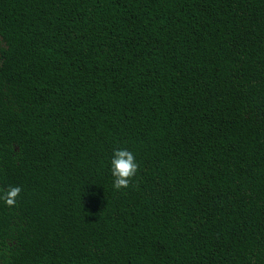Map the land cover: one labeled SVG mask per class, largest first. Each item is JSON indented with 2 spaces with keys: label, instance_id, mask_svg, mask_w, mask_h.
Here are the masks:
<instances>
[{
  "label": "trees",
  "instance_id": "1",
  "mask_svg": "<svg viewBox=\"0 0 264 264\" xmlns=\"http://www.w3.org/2000/svg\"><path fill=\"white\" fill-rule=\"evenodd\" d=\"M0 43V264H264V0H0Z\"/></svg>",
  "mask_w": 264,
  "mask_h": 264
},
{
  "label": "clouds",
  "instance_id": "2",
  "mask_svg": "<svg viewBox=\"0 0 264 264\" xmlns=\"http://www.w3.org/2000/svg\"><path fill=\"white\" fill-rule=\"evenodd\" d=\"M138 168L139 165L131 151L127 149L114 150L111 159V172L115 177L114 188L117 190L128 188ZM20 192V186L10 185L6 189H0V200H3L7 206L12 207L16 204Z\"/></svg>",
  "mask_w": 264,
  "mask_h": 264
},
{
  "label": "rangeland",
  "instance_id": "3",
  "mask_svg": "<svg viewBox=\"0 0 264 264\" xmlns=\"http://www.w3.org/2000/svg\"><path fill=\"white\" fill-rule=\"evenodd\" d=\"M2 46V44L0 43V47Z\"/></svg>",
  "mask_w": 264,
  "mask_h": 264
}]
</instances>
